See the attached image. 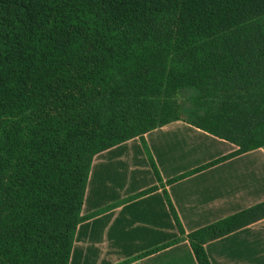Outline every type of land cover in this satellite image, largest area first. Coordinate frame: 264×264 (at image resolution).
Returning <instances> with one entry per match:
<instances>
[{
  "label": "trees",
  "instance_id": "obj_1",
  "mask_svg": "<svg viewBox=\"0 0 264 264\" xmlns=\"http://www.w3.org/2000/svg\"><path fill=\"white\" fill-rule=\"evenodd\" d=\"M175 121L237 147L201 168L264 149V0H0V264H68L93 156L132 138L179 233L160 248L210 264L264 201L185 234L143 138Z\"/></svg>",
  "mask_w": 264,
  "mask_h": 264
},
{
  "label": "crops",
  "instance_id": "obj_2",
  "mask_svg": "<svg viewBox=\"0 0 264 264\" xmlns=\"http://www.w3.org/2000/svg\"><path fill=\"white\" fill-rule=\"evenodd\" d=\"M143 138L185 234L264 201V149L201 168L237 147L182 121ZM80 214L68 264H197L186 239L160 248L179 233L138 138L93 156ZM204 249L210 264H264V219Z\"/></svg>",
  "mask_w": 264,
  "mask_h": 264
}]
</instances>
